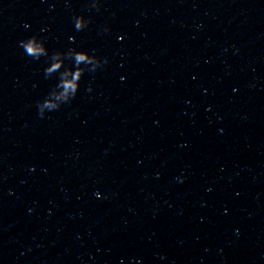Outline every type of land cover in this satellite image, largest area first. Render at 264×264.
<instances>
[{"label": "clouds", "instance_id": "clouds-1", "mask_svg": "<svg viewBox=\"0 0 264 264\" xmlns=\"http://www.w3.org/2000/svg\"><path fill=\"white\" fill-rule=\"evenodd\" d=\"M92 7L99 8V2L98 0H93ZM75 22V28L77 30H82L88 26L90 21L86 20L83 16L74 17ZM107 31V29H105ZM20 46L24 49L26 55L31 56L35 59H39L41 56L47 55V52L45 50V47L43 46L42 42H38V38L35 36H32L28 38L27 40L21 41ZM69 54L71 58L73 59L75 65L79 67L81 64H86V69H79L74 75L71 80L63 79L61 86L63 87V92L57 96V99H63L65 101H69L71 98H73L77 90L79 88V84L77 81L81 79V73L84 71H96L102 63H106L105 61H101L98 57L95 55H90L87 51H76L75 49H69ZM59 53L54 54L55 56H58ZM60 67L59 63H54L50 68H47L45 71L46 73H51L52 71H55ZM64 75H67L66 73ZM60 107V104H57L56 102L45 99L43 102H40L38 104L39 109V115L41 117L45 114V109L51 111L56 110Z\"/></svg>", "mask_w": 264, "mask_h": 264}]
</instances>
